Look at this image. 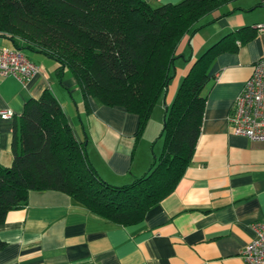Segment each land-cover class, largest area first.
<instances>
[{
	"label": "crops",
	"instance_id": "1",
	"mask_svg": "<svg viewBox=\"0 0 264 264\" xmlns=\"http://www.w3.org/2000/svg\"><path fill=\"white\" fill-rule=\"evenodd\" d=\"M147 1L158 6L181 0ZM259 23H264V0H227L202 16L197 29L179 42L174 76L138 138V114L94 98L87 111L72 74L66 71L61 82L53 57L23 48L40 70L26 82L0 74V110L14 112L8 118L0 114V162H13L14 121L27 99L51 87L99 174L111 183L131 182L161 153V122L192 62L222 35ZM2 46L15 47L0 35ZM263 54L264 30L259 29L236 51L217 56L192 162L175 190L141 221L117 223L64 191L31 190L28 202L9 210L0 223L5 241L0 264H247L243 249L255 235L253 223L264 218V141L234 133L228 116Z\"/></svg>",
	"mask_w": 264,
	"mask_h": 264
},
{
	"label": "trees",
	"instance_id": "2",
	"mask_svg": "<svg viewBox=\"0 0 264 264\" xmlns=\"http://www.w3.org/2000/svg\"><path fill=\"white\" fill-rule=\"evenodd\" d=\"M225 1L153 6L147 0H0V35L16 48L53 57L61 82L66 71L75 77L87 111L94 98L138 114V138L174 76L182 37ZM258 30L246 25L230 31L192 62L167 107L161 153L148 171L128 183H111L99 174L51 87L28 98L14 121L13 162H0V223L37 189L64 191L117 223L141 221L175 190L192 162L213 62L223 52L236 51ZM4 245L0 237V249Z\"/></svg>",
	"mask_w": 264,
	"mask_h": 264
},
{
	"label": "built area",
	"instance_id": "3",
	"mask_svg": "<svg viewBox=\"0 0 264 264\" xmlns=\"http://www.w3.org/2000/svg\"><path fill=\"white\" fill-rule=\"evenodd\" d=\"M257 27L264 30V23ZM39 65L16 47H0V74L14 75L22 82L37 74ZM4 118L12 109L0 110ZM231 130L257 141H264V54L255 62L253 72L236 96L228 116ZM255 235L244 247L247 264H264V218L253 223Z\"/></svg>",
	"mask_w": 264,
	"mask_h": 264
},
{
	"label": "rangeland",
	"instance_id": "4",
	"mask_svg": "<svg viewBox=\"0 0 264 264\" xmlns=\"http://www.w3.org/2000/svg\"><path fill=\"white\" fill-rule=\"evenodd\" d=\"M204 23V21H200V22H198V26L199 25H201V24H203ZM201 34H202V36L205 34V31L203 30L202 32H201ZM33 54H35V53H33ZM36 55V54H35ZM71 74V73H70ZM155 114H157V113H155ZM162 123V125L164 124V121H162L161 122ZM160 144L161 145H163V137H160ZM158 151H160V150H158ZM160 153V152H159ZM159 155V154H158Z\"/></svg>",
	"mask_w": 264,
	"mask_h": 264
}]
</instances>
